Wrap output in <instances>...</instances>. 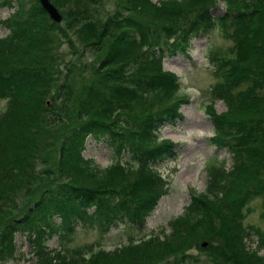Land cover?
<instances>
[{
    "label": "trees",
    "instance_id": "trees-1",
    "mask_svg": "<svg viewBox=\"0 0 264 264\" xmlns=\"http://www.w3.org/2000/svg\"><path fill=\"white\" fill-rule=\"evenodd\" d=\"M22 1L9 0L13 12L4 19L8 32L0 41V99H6L0 112V247L12 251L13 232L25 231L33 264H167L168 257L172 264H186L187 259L198 261L188 253L192 247L202 251L207 264H264V253L255 254L242 240V209L254 197L264 209V0H126L154 21L143 25L131 21L125 7L118 11L121 22L116 18L109 25L107 16L98 19L90 6L101 0H49L63 10L68 25L82 30L85 49L98 54L97 74L82 99L70 82L69 67L66 81L52 94L47 90L50 66L44 58L51 22L37 0ZM219 1L226 12L215 20L217 27L230 21L233 41L231 56H213L219 81L212 96L226 108L220 113L210 105L205 108L214 129L211 140L228 151L231 163L225 168L223 161L208 164L203 192L190 196L166 231L111 251L100 248L88 257V243L53 254L42 245V227L53 230L55 215L60 223L52 224L62 238L77 224L105 230L124 221L142 230L145 216L166 190L148 163L174 153L171 141L157 142L152 130L179 117V104L187 102L174 98L177 80L162 71L161 59L184 51L187 31L182 25L188 19L195 24L197 18L210 23L207 10ZM154 24L166 35L153 33L149 28ZM170 37L173 40L167 41ZM45 93L49 104L43 102ZM87 135L116 154L126 153L135 166L117 161L103 168L84 160L80 152ZM52 148L57 151L53 164L34 170L35 158ZM34 177L44 182L40 193L29 194L18 208L20 185ZM4 195L10 196V204ZM24 206L19 217L8 222L6 212ZM249 228L258 235V247H264V228ZM203 240L206 245L199 247Z\"/></svg>",
    "mask_w": 264,
    "mask_h": 264
},
{
    "label": "rangeland",
    "instance_id": "rangeland-1",
    "mask_svg": "<svg viewBox=\"0 0 264 264\" xmlns=\"http://www.w3.org/2000/svg\"><path fill=\"white\" fill-rule=\"evenodd\" d=\"M1 2L2 0H0V3ZM25 2L26 0H23L21 5H24ZM9 3V0H7L6 4ZM6 4H0V21L13 11V8L8 7ZM90 7L93 9L94 16L98 19L107 16V19L110 20L109 25H111L116 18L119 19L118 11H121L122 7H125L129 11L128 13L130 14L131 21L133 20L139 25H143L145 21L154 23L150 18L138 14L133 6H130L126 0H101L99 5L95 4ZM57 9L62 18L60 22H53L46 15L49 22H51L49 25L51 28L50 31H48L49 43L45 47L44 58L46 64L50 66V72H47V74L48 78L50 77L51 80L47 83V90L52 94V92L59 88L61 83L66 81L64 76L67 73L66 68L69 67L72 71L70 82H74V88H77L76 92L79 95V99H82L86 93L87 87L92 83V80L97 74L94 70V66L98 61V54L92 50L85 49L86 46L82 43V30L79 29L77 32V30L68 25L63 17V10L60 7H57ZM223 11V3L220 1L218 5L212 9L211 14L218 17ZM113 14L116 16L114 17ZM121 20L119 19V22H121ZM194 20L197 22L191 24L190 19H188L183 25V28L196 29L197 26H201L206 22L198 18ZM151 28L155 29V32L162 34V30L156 27L155 24L149 29ZM6 32V28L0 22V38L3 37ZM225 33L230 32L225 30L224 27L220 29L214 27L207 35L198 37L197 39H191L186 55L177 53L165 58L163 66H165L166 69H171L179 78V88L174 92V98H187V102L181 104L179 107L182 114L180 120L165 123L157 130L158 136L171 139L178 144L176 148V152L178 153L173 160L161 161V163L156 165L158 170L165 177L168 189L167 192L162 195V198L159 199L152 212L146 217L145 226L142 231L140 232L133 228L129 230L126 227L128 225L121 222L116 226L110 227L108 232L105 233L96 228L79 227L74 231L70 241L67 242L68 246L96 242L106 249H111L115 245L126 243L129 237L137 241L142 234L147 235L148 233H155L162 228L166 231V223L174 218V216H178L184 211L190 196L194 195V192L201 193L204 189L207 177L205 169L208 164L210 162L223 161V167L225 168L231 163L227 150L215 148L211 140H209L213 129L211 119L209 115H207L205 108L206 105H210L216 112H221L225 108L223 102L218 99H214L209 103L212 98L210 95V88L215 81V77L212 75L211 64H209L206 59V56L212 49L216 50L215 52L217 55L220 53L229 55V51L232 49L231 41H233V37L229 40ZM1 40L3 39H0V41ZM109 43L111 44V42ZM104 52L105 50L101 52L100 58ZM130 71L131 69L129 68L127 74ZM0 72L2 71L0 70ZM131 75L132 78L135 79L137 70L133 71ZM81 79L82 82L79 84L78 80ZM97 90L99 89L97 88ZM108 91L113 93V90ZM112 96L113 94L105 98L110 99ZM44 97H47L43 100L44 104H49V94L45 93ZM5 102V98L0 99V112L5 110ZM56 154L57 151L54 148L42 151L41 155L35 158L33 164L34 170L41 172V169L44 168L45 165H47V168L50 167L55 161L54 157ZM82 156L92 158L94 162H97L100 166H107L110 162L116 161V156L111 153L107 146L100 142L94 143L90 138H87L84 144ZM129 166L133 167L134 165L129 164ZM43 184H41L36 177H34L29 184L22 183L17 197L19 204L16 205H18V208L25 203L29 194H31L32 197H36L40 193ZM57 186L58 184L53 187ZM2 198H6V202L10 199V196L4 195ZM26 207L27 206L21 207L18 211L12 209L6 212L8 215V222L11 221L12 217H19L18 212H22ZM29 207H31V205H29ZM260 211H264L260 198L254 197V199L249 201L247 210H243L244 218L242 219V224H251L259 230L264 228V217L261 218L259 216ZM58 240L59 238L57 235L53 237L44 235L42 242L45 245L44 247L48 246L51 247L49 249L53 250V248L60 246ZM12 244L14 246L13 252L11 250L7 252L4 247H0V262H3L1 264H33L34 258L30 251L32 246L28 240L27 232H13ZM257 244L258 239L248 238L246 245L251 249V247H256ZM58 248L60 249L53 254L62 253L63 246ZM189 251L193 253L196 252L193 248ZM262 252H264V248L258 249L255 251V254L261 255ZM197 259L198 262L196 263L187 259L186 264L206 263V261H204V255L197 257ZM166 260L167 264H172L173 260L171 257H168Z\"/></svg>",
    "mask_w": 264,
    "mask_h": 264
},
{
    "label": "water",
    "instance_id": "water-1",
    "mask_svg": "<svg viewBox=\"0 0 264 264\" xmlns=\"http://www.w3.org/2000/svg\"><path fill=\"white\" fill-rule=\"evenodd\" d=\"M38 1L40 6L45 10V12H47L49 18H51L55 22L61 19L57 9L53 7L48 0H38Z\"/></svg>",
    "mask_w": 264,
    "mask_h": 264
}]
</instances>
